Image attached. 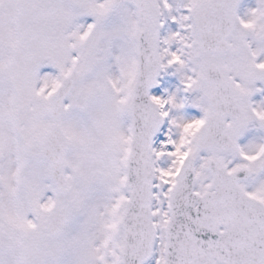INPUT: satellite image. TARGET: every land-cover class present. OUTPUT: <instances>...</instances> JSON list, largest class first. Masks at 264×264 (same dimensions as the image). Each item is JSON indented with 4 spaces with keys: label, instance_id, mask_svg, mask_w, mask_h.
Wrapping results in <instances>:
<instances>
[{
    "label": "snow or ice",
    "instance_id": "snow-or-ice-1",
    "mask_svg": "<svg viewBox=\"0 0 264 264\" xmlns=\"http://www.w3.org/2000/svg\"><path fill=\"white\" fill-rule=\"evenodd\" d=\"M240 5L0 0V264H264V0Z\"/></svg>",
    "mask_w": 264,
    "mask_h": 264
},
{
    "label": "flooded vegetation",
    "instance_id": "flooded-vegetation-1",
    "mask_svg": "<svg viewBox=\"0 0 264 264\" xmlns=\"http://www.w3.org/2000/svg\"><path fill=\"white\" fill-rule=\"evenodd\" d=\"M241 4H245V8L249 7V6H254L255 2H249V0H242ZM245 8H241V11H243ZM173 31H175L174 29H172ZM258 86H262L264 87V85H261L260 82H257ZM177 84H176V80H172L168 86V92H176L177 91ZM161 93H158V95H160ZM185 95H190L191 94H186ZM197 95V93H193V97ZM252 100L255 102H261L264 101V92H258L255 93L252 96ZM194 105H192L191 103H189V107L187 108V110L183 111V115L187 118H191V117H199L201 115V111L200 109L198 110V112H196L194 110ZM260 135H264V132H260L255 128H250L245 134L244 136H242L240 138V143L244 144L247 143L250 139H253L255 137H258Z\"/></svg>",
    "mask_w": 264,
    "mask_h": 264
},
{
    "label": "rangeland",
    "instance_id": "rangeland-1",
    "mask_svg": "<svg viewBox=\"0 0 264 264\" xmlns=\"http://www.w3.org/2000/svg\"><path fill=\"white\" fill-rule=\"evenodd\" d=\"M83 22H89V20H91L90 17H84L82 18ZM50 67V66H49ZM51 69V68H50ZM162 76H164L166 78V76L168 75L169 80L170 79H176V76H178L179 74H174V69L169 68L166 71L161 72ZM178 79H180V76H178ZM164 128V127H163ZM163 130V129H162ZM163 131L159 132L158 138H157V143L159 142V138L163 137Z\"/></svg>",
    "mask_w": 264,
    "mask_h": 264
},
{
    "label": "water",
    "instance_id": "water-1",
    "mask_svg": "<svg viewBox=\"0 0 264 264\" xmlns=\"http://www.w3.org/2000/svg\"><path fill=\"white\" fill-rule=\"evenodd\" d=\"M155 87V85L153 86V88ZM151 90V89H150Z\"/></svg>",
    "mask_w": 264,
    "mask_h": 264
}]
</instances>
